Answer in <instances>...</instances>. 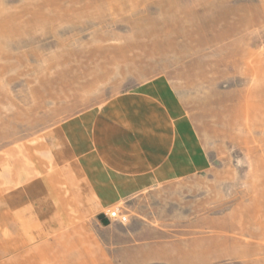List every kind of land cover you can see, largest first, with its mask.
<instances>
[{
  "label": "rangeland",
  "instance_id": "obj_1",
  "mask_svg": "<svg viewBox=\"0 0 264 264\" xmlns=\"http://www.w3.org/2000/svg\"><path fill=\"white\" fill-rule=\"evenodd\" d=\"M262 7L0 0V242L39 234L42 264H264Z\"/></svg>",
  "mask_w": 264,
  "mask_h": 264
},
{
  "label": "crops",
  "instance_id": "obj_2",
  "mask_svg": "<svg viewBox=\"0 0 264 264\" xmlns=\"http://www.w3.org/2000/svg\"><path fill=\"white\" fill-rule=\"evenodd\" d=\"M263 10H264V8H263ZM263 15H264V12H263ZM59 135L61 136V134H59ZM63 139H64L63 142L67 148L71 147L70 145L73 146V144L71 143V141H69V139L66 135H64ZM69 151H71V150H69ZM69 155L71 158L70 160H72L74 162L73 159H75V156L73 155V152L71 151ZM103 157L105 158L104 160H106L105 162L110 163L109 161H110L111 157L107 158V154H103ZM90 158H91V156L87 154L84 157H81L80 159H77V160H78V162L81 161L83 166L88 167V165H87L88 161H91L92 163H96L95 159L93 157H92L93 159H90ZM61 176H59L58 174L55 175V179H54L55 184L52 180V184H54L52 189L48 188V184L45 185V183L43 184V182H41L39 187L37 188L38 190H40V194H44L45 192L51 191L55 195L56 194L58 195V192L60 191V184L58 185L57 182L59 179H61ZM23 222L24 221H22L21 224ZM4 225L5 226L7 225L6 221H5V217L0 215V227L4 226ZM58 230L59 229H58L57 225H55L53 228L52 227L48 228L46 232L47 233H54V232H57ZM5 231H6V233L12 232L15 235V238L9 240V242H7V243L0 242V264H42L41 261L43 259V255L41 253L35 254V252H34L33 255L30 254L31 250H34V249L37 250V247L33 249V247H31V244L37 243L35 241H40L39 234H36L35 236L29 237L27 239H23L22 234L20 233L18 228L16 229L15 227L10 226V228L8 230H5ZM29 247L32 249H30V250L27 249ZM7 255H10L11 257L7 261H2L1 257L7 256Z\"/></svg>",
  "mask_w": 264,
  "mask_h": 264
},
{
  "label": "bare ground",
  "instance_id": "obj_3",
  "mask_svg": "<svg viewBox=\"0 0 264 264\" xmlns=\"http://www.w3.org/2000/svg\"><path fill=\"white\" fill-rule=\"evenodd\" d=\"M54 7H55V6H54ZM38 10H39V9H37V11H38ZM37 11H36V12H37ZM34 13H35V12H34ZM45 15H46V14H45ZM31 16H32V15H31ZM45 17H46V16H45ZM45 17H44V20H45ZM222 17H223V16H222ZM39 18H42V17H39ZM36 20H37V19H36ZM39 20H43V19H39ZM10 22H11V21H10ZM7 23H8V22H7ZM4 24H5L4 21H0V32L3 31L2 29H3ZM2 33H3V32H2ZM246 53H247V52H246ZM250 59H251V56L246 55L245 58H241V59L239 60V62L241 61V62L244 63V65L247 67L248 63L251 62ZM221 60H222V59H221ZM219 61H220V60H219ZM252 62H253V61H252ZM234 64H235V63H234ZM250 66H251V65H250ZM254 66H255V65H254ZM254 66H253V67H254ZM262 66H263V65H262ZM253 67H252V68H253ZM260 67H261V66H260ZM261 68H262V67H261ZM261 68L254 69L253 72L259 74V73L261 72V71H260ZM263 69H264V68H263ZM105 73H106V72H105ZM250 73H251V72H250ZM261 73H262V72H261ZM101 77H102V76H101ZM256 78H257V77H256ZM254 79H255V78H254ZM254 79H253V80H254ZM260 80H261V79H260ZM257 81H258V80H257ZM258 83H260V82L258 81ZM263 85H264V84H263ZM260 86H261V85H260ZM263 88H264V86H263ZM262 91H263V90H262ZM251 92H252V91H251ZM260 92H261V91H260ZM207 93H208V92H207ZM258 93H259V92H258ZM249 95H250V91H249ZM253 95H254L256 98H257V96H259V95H261V97L264 98V93H263V92H262V93H259V94H256V93L254 92ZM245 97H246V96H245ZM254 100H255V98H254ZM248 101H249V100H248ZM255 105H256V104H255ZM255 105H254V106H255ZM247 106H248V104L246 103L245 107H243V106H239L238 109H236V108H232V109H230L229 111H230L231 113H233V114H234V113H240V112H243L244 116H247V115H248ZM260 109H261V110H264V109L262 108L261 105H260V106H259V105H258V106H257V105L255 106V110L258 111V110H260ZM225 111H226V110H225ZM258 113H259V112H258ZM258 115H259V114H258ZM50 116H51V115H50ZM261 116H262V115H261ZM253 117H254V116H253ZM52 118H53V116H52ZM261 118H262V117H261ZM252 120H254V119H252ZM260 120H261V119H260ZM262 122H264V120H262ZM218 235L221 236V238H223V237H222V234H221V235L218 234ZM216 239H217V238H216ZM239 240H240V239H235V240H234V243L237 244V245L240 244V241H239ZM223 241H224V240H215V239H213L211 242H212L213 244L215 243V244L218 245V244H220V243H223Z\"/></svg>",
  "mask_w": 264,
  "mask_h": 264
},
{
  "label": "built area",
  "instance_id": "obj_4",
  "mask_svg": "<svg viewBox=\"0 0 264 264\" xmlns=\"http://www.w3.org/2000/svg\"><path fill=\"white\" fill-rule=\"evenodd\" d=\"M110 218H112V219H118L119 218V215L117 214V212H111L110 213Z\"/></svg>",
  "mask_w": 264,
  "mask_h": 264
}]
</instances>
